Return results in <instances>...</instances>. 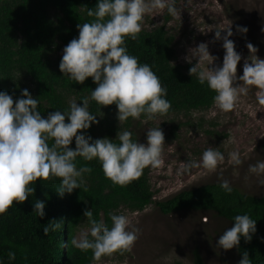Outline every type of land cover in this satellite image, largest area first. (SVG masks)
<instances>
[{
	"label": "clouds",
	"instance_id": "obj_1",
	"mask_svg": "<svg viewBox=\"0 0 264 264\" xmlns=\"http://www.w3.org/2000/svg\"><path fill=\"white\" fill-rule=\"evenodd\" d=\"M83 8L91 19L77 24L78 37L63 48L59 71L79 85L91 78L96 87L90 96L79 103L72 100L67 110H56L42 118L39 98H33L27 89L15 101L13 96L0 91V214L14 203L23 204L28 200L35 191L30 185L37 181L58 178L60 185L56 193L60 198L81 189L85 174H90L92 169L78 168V158L85 162L97 160L105 178L119 186L140 178L145 168L163 165L165 136L161 127L150 128L145 143L134 140L129 130L118 131L115 140L107 137L93 140L84 133L99 122L89 111V101L102 107L115 105L118 126L129 118L140 120L143 116L153 120L169 112L167 89L150 65L141 64L128 53L125 40L137 38L148 14L166 9L169 15L178 16L175 0H97L94 8ZM236 31L246 34L248 29L238 26ZM232 35L231 27L215 31L214 39L222 41L224 51L221 66L210 68L216 58L210 54L207 43L189 49L185 57L192 65L189 76L196 77L201 85L215 93L213 104L222 113L233 111L240 97L251 89H256L257 104L264 106V59L248 43L249 55L244 59L243 74L237 77L242 56L235 50ZM206 61L210 62L207 67ZM73 140L74 150L70 148ZM168 150H172V145H168ZM228 159L237 166L242 162L237 151L230 152ZM224 160L223 153L208 148L198 162L181 161L177 174L200 167L214 172ZM248 172L264 175V160L249 165ZM219 186L228 194L233 190L227 179H222ZM45 207V202L35 200L33 212L42 219ZM83 216L89 226L71 240V245L81 252L91 251L93 264L102 257L130 250L139 238V229L130 225L125 214L109 213L110 227L103 220H95L92 209L84 211ZM256 222L247 214L236 215L232 226L219 235L216 247L229 251L239 248L241 238L250 242L256 233ZM63 225L62 219L51 221L44 227V234ZM8 259L14 260L15 253L10 251ZM239 264H251L247 252L242 254Z\"/></svg>",
	"mask_w": 264,
	"mask_h": 264
},
{
	"label": "trees",
	"instance_id": "obj_2",
	"mask_svg": "<svg viewBox=\"0 0 264 264\" xmlns=\"http://www.w3.org/2000/svg\"><path fill=\"white\" fill-rule=\"evenodd\" d=\"M96 4L97 0H0V91L13 96L15 101L20 98L21 91L27 89L33 98H39L38 110L42 118L56 110H67L72 100L79 103L89 97L96 85L91 78L79 85L63 77L59 71L62 56L58 53L78 37L77 24L90 21L83 7L91 9ZM173 38L163 25L151 31L141 30L135 40L126 38L125 45L128 53L137 57L141 64L151 66L167 89L166 99L171 103L167 114L207 111L214 105L215 93L201 85L196 77L189 76L191 66L175 64ZM25 80H29V86ZM89 111L99 122L84 133L86 136L93 140L105 137L115 140L118 131L129 130L132 138L138 141L131 130V118L118 126L115 105L102 107L89 101ZM70 148L75 149L74 140ZM76 163L78 168L92 169L90 174H85L81 189L60 198L56 193L60 185L58 178L37 181L30 185L35 191L28 200L23 204L14 203L0 214L2 264H93L91 251L81 252L71 245L79 230L89 226L84 211L92 209L93 218L103 220L110 227L109 213L119 214L123 208L134 213L143 212L152 204L164 215L198 211L211 213L231 225L236 215H249L257 221L256 233L250 242L241 238L236 248L237 264L244 252L248 253L251 264H264V195L251 196L233 186L228 194L220 188V183H213L155 201L148 168L137 180L119 186L105 178L97 160L85 162L78 158ZM35 200L46 204L42 219L33 212ZM61 219L64 221L61 229L44 234L49 222ZM10 251L15 253L11 261L8 259ZM127 254L128 251H123L111 256ZM193 256L194 264H206L198 250Z\"/></svg>",
	"mask_w": 264,
	"mask_h": 264
},
{
	"label": "rangeland",
	"instance_id": "obj_3",
	"mask_svg": "<svg viewBox=\"0 0 264 264\" xmlns=\"http://www.w3.org/2000/svg\"><path fill=\"white\" fill-rule=\"evenodd\" d=\"M175 6L179 10L178 16L169 15L166 9L148 14L142 21L141 30L151 31L164 25L174 37L176 65L192 66L185 60L188 50L207 43L210 54L216 58L210 68L221 66L222 41H216L214 35L215 31L230 27L233 32L230 39L242 56L237 77L243 74L244 59L249 55L248 43L258 50L256 55L264 59V0H175ZM168 15L169 20H166ZM238 26L246 27L247 33L237 32ZM62 54L63 49L58 56ZM209 63L206 61L204 66ZM25 84L29 86V80H25ZM255 93L256 89H251L242 95L229 113H222L213 105L207 111L187 115L167 114L153 120L144 117L131 120V130L139 143L146 142V132L150 128L161 127L165 136L163 165L156 169L148 167L155 201L167 200L183 190L201 185L221 183L222 179H227L230 186L245 194L264 195V183L261 182L264 175L248 172L249 165L264 160V106L257 104ZM168 145H172L171 151ZM208 148L219 150L225 156L216 171L207 172L200 167L177 174L181 161L198 162ZM232 151L240 153L242 162L238 166L228 159ZM119 214L129 217L130 225L139 229V238L127 255L102 258L95 264H194L195 250L206 264L238 262L236 248L224 251L216 247L219 235L231 227V223L215 218L211 213L183 211L164 215L152 204L143 212L134 213L123 208ZM86 229L82 227L76 238Z\"/></svg>",
	"mask_w": 264,
	"mask_h": 264
}]
</instances>
